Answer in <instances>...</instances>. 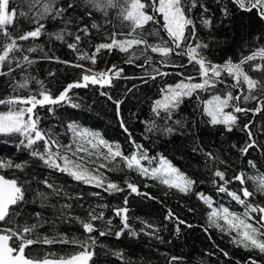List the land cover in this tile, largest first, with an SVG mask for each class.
<instances>
[{"label": "trees", "instance_id": "obj_1", "mask_svg": "<svg viewBox=\"0 0 264 264\" xmlns=\"http://www.w3.org/2000/svg\"><path fill=\"white\" fill-rule=\"evenodd\" d=\"M44 3L48 0H42L30 10L29 0H9V13L12 10L17 13L14 23L7 27L12 37L35 29V18ZM69 3L73 7L68 8ZM184 3L186 15L195 26V37L188 43L206 45L199 52L212 64L224 65L229 60L238 63L242 57L264 47V19L255 9H240L233 0H196V7H191V0ZM113 4L115 7L101 10L89 0H56L54 7L65 9L63 15L53 19L49 14L39 21L44 28L38 38L18 41L21 51L12 54L13 71L0 75V99L32 95L39 98L42 91L56 97L69 83L80 80L85 69L107 72L115 65L116 70L122 71L119 77L112 74L110 86L90 85L71 90L72 103L79 107L69 103L37 106L34 112L39 117V129L50 133L61 145H68L74 141L68 125L75 124L98 132L111 144H119L125 155L133 152L134 141L143 146L149 157L157 158L151 167H155L162 156L195 181L194 185L189 192H180L125 168L117 158L100 172L106 177V183L114 182L124 190L109 192L105 190L106 184L100 187L75 180L67 172L33 157V149L18 147L22 137L0 134V160L25 164L22 170L0 169V174L17 179L24 188V200L13 209L16 214L0 222V228L17 231L33 228L25 234L34 241L25 249V255L35 260L78 253L83 248L79 243H72L77 241L87 243L93 253L88 264H250V261L264 264V253L234 243L235 232L230 235L211 227L208 219L212 208L221 206L237 214L245 212V205L233 200L227 192L218 191L224 181L215 175L216 171L223 172L225 180L230 181L224 185L228 191L237 192L243 198L241 188L246 187L253 193L246 198L247 204L264 207V193L257 191L258 180L264 179V59L258 57L243 65L244 71L257 82L253 90L249 91L243 82L235 87L233 78L222 74L215 88L185 97L170 119L164 113L156 116L152 109L154 101L161 97V89L189 76L199 82V66L189 63L183 55L172 54L165 61L161 54L151 52L143 44L127 52L118 48L96 52L99 45L111 43L113 38L126 39L130 30L129 22L121 16L123 0H113ZM148 11L152 13L150 8ZM204 20H209L210 24H204ZM187 31H191V26ZM58 33L62 39H56ZM77 35L79 41L75 39ZM138 35L149 45L168 39L162 23L149 22ZM7 42L8 38L0 35V43ZM73 43L76 49L68 47ZM82 55H95L96 62L81 59ZM25 56L32 63L25 62ZM17 62L20 67L16 66ZM75 65H83V68ZM155 70L168 75H156ZM0 71L7 73V65ZM21 84L26 86L20 87ZM228 91L240 99L232 101L225 111H233L235 107L244 109L233 112L237 121L231 130L223 124H212L203 112L205 100L213 95L223 96ZM101 92L110 95L112 100ZM245 96L254 98L244 99ZM114 100L122 101L119 115ZM7 108L0 105V111ZM258 108L261 110L256 111ZM248 144L253 146L246 153L242 152ZM34 147L43 150L42 142ZM99 163L104 161L98 160L96 165L88 164V167L95 168ZM143 163L148 166L147 161ZM240 173L245 177L243 185L233 179ZM45 181L54 186L55 194ZM128 182L136 184L140 192L148 196L131 193ZM197 194L210 198L211 207ZM120 208H127L129 228L117 236L116 232L123 226L122 216L115 214ZM90 212L104 215L103 220L93 222L96 231L91 234L84 231L81 223L89 219ZM169 212L171 218H168ZM251 215L259 219V212ZM109 220L111 225L107 223ZM100 232L106 234L102 236ZM89 236L95 239L94 244ZM45 238L57 242L46 244ZM62 238L69 242H59ZM11 243L14 247L19 245L18 240Z\"/></svg>", "mask_w": 264, "mask_h": 264}, {"label": "snow or ice", "instance_id": "obj_2", "mask_svg": "<svg viewBox=\"0 0 264 264\" xmlns=\"http://www.w3.org/2000/svg\"><path fill=\"white\" fill-rule=\"evenodd\" d=\"M42 0H29V8L34 9ZM89 2L101 10H105L108 7H115L113 0H89ZM240 9L246 11H252L255 9L258 15L264 19V0H233ZM56 0H48V3L43 4V10L39 11L36 16V27L32 31H28L19 37H12L7 31V27L14 23L17 13L12 10L8 11L9 0H0V35H4L8 38L7 43H0V68L5 65L8 67V72L0 71V75L10 74L13 69L12 54L21 51V46L18 41L28 40L30 38H38L44 25L39 21L44 19L49 14L53 19L63 15L65 9L55 8ZM123 7L121 8L122 19L129 22V32L127 38L123 40L112 39L111 43L101 44L96 48V52L101 49L118 48L122 52H127L134 46L141 44L145 45V48H150L151 52L159 53L167 60L172 54L183 55L188 58L189 63H195L199 66V82H195L194 77H187L176 82L173 85H166L161 89V97L154 101L153 112L156 116H161V113L165 114V117L170 119L172 113L179 107L180 103L185 97H193L194 94L199 91H207L210 88H215L219 78L222 74L232 77L235 81V87H239L241 83L247 85L249 91L257 87V82L254 81L243 69V65L249 61H254L258 57L264 59V47L259 48L252 54L242 57L238 63H233L231 60L227 61L224 65H215L207 61L199 52V49L206 47V45L197 44L193 46L188 43L190 38L195 37V26L192 19L186 15L184 0H148L147 3L142 0H123ZM73 7L71 3L68 4V8ZM191 7H196V0H191ZM152 10L149 14L148 9ZM190 11V8H189ZM25 15V13H20ZM227 15V10H225ZM159 17V19H158ZM149 22L153 24H161L163 30L166 32L168 39L162 40L161 43L156 45H149L147 41L138 35V33ZM204 24H210L209 20H204ZM191 26V31H187ZM95 27V25H93ZM87 32V29H84ZM61 34H56V39H62ZM77 41L80 40V36L75 37ZM69 48L76 49V44H69ZM179 50V51H177ZM28 51H35V49H28ZM27 63H32L27 56L23 57ZM81 59L91 60L95 63V55L88 56L82 55ZM162 61V62H165ZM129 63L132 61L129 60ZM149 61L146 59L145 63ZM20 67L19 62L16 64ZM76 67L83 68V65H75ZM143 67V65H140ZM257 68L260 66L257 65ZM122 70H116V66L113 65L107 72H92L89 69H85L80 80L73 83H69L63 91L56 97H53L47 91L39 93V98L36 95L28 97H12L7 100L0 99V105L8 106L6 111H0V134L3 135H18L22 137L19 141V145L33 149L31 155L38 157L51 167L57 168L60 171L67 172L75 180L82 181L86 184H96L100 187H105L109 192H121L124 189L120 188L118 184L114 182H107L106 177L100 172L101 168H109V164L119 158L125 168L136 171L141 176L149 177L153 180H158L160 183L166 185L169 188H175L180 192L187 193L191 190L195 181L186 177L183 173L174 167L170 161L164 157L158 158V163L155 167H151V164L156 157H149L147 151L143 149L142 145L134 144V150L130 155H125L119 144H111L101 137L98 132H93L89 129L80 128L75 124H69L68 128L73 133L74 141L68 145H61L58 140L53 139L50 133L41 131L38 127L39 117L35 114L34 110L37 106H53L61 103H69L72 107H79L78 104L72 103L69 93L74 88H88L90 85H98L101 88L110 86L112 83V74L119 77ZM156 71V75L164 76L168 73ZM155 79V76L151 77ZM26 84H21L20 87H25ZM101 95H108L105 92H101ZM254 97L245 96L244 99ZM108 99L112 100V97L108 95ZM240 96H233L231 91L222 95H213L209 99L203 102V112L210 117L212 124H223L227 126L228 130H231L232 126L237 121V116L233 112H241L244 109L235 107L233 111L226 112L225 109L231 106L232 101L239 100ZM117 107V114L119 115V106L122 101H113ZM261 109H256L260 111ZM176 123H179L177 121ZM123 127V121H121ZM127 131V129H124ZM171 131V129H168ZM251 135V133H249ZM42 142V151H38L34 146ZM55 146V151H53ZM253 144H248L242 152H247ZM102 149H106L103 151ZM210 155V154H209ZM98 160H103L104 163H99L95 168H89L88 164L96 165ZM62 161V163H61ZM143 161L148 162V166H145ZM251 164L252 162L249 161ZM25 164H14L11 160H0V169H18L22 170ZM114 170V169H109ZM215 175L224 181V184L218 188L219 192H227L233 200L245 205V212L243 214H237L231 212L229 208L221 206L220 208H212V211L208 215V219L211 227L219 228L221 231H227L230 235L235 232L233 236V242L238 245H242L248 249H258L261 253H264V207L252 206L247 204L246 198L253 195L246 187L241 188V195L237 192L228 191L224 186L230 183L225 180V175L221 171H216ZM233 179L239 181L242 185L245 183V177L243 173L233 177ZM47 187L56 193V189L52 184H48L45 181ZM127 188L131 193L137 195L148 196L147 193H141L139 187L131 182L127 183ZM257 191L264 193V179L258 180ZM205 203L211 207L210 198L203 196V194H197ZM24 200V188L23 185L18 183L17 179H8L3 175H0V222H6L14 213L13 209L20 202ZM127 203V200H125ZM70 207V206H69ZM259 212L261 215L259 219H256L251 214ZM117 216H122L123 226L116 235L119 236L124 229L129 228L127 219V208H120L115 210ZM39 215V214H37ZM172 214L169 212V217ZM103 212L95 214L89 213V219L87 221H81L82 227L86 233H93L96 231L94 221L103 220ZM222 221V223H221ZM250 221H255L252 223ZM108 225H111L109 220ZM179 223H184L180 221ZM35 227V226H33ZM33 228L24 227L22 230L17 231L12 228H0V264H88L92 256V252L89 251V245L84 242L72 241V243H79L83 248L82 251L70 255L68 257H61L59 259L41 260L29 259L25 255V249L32 245L34 241L27 239V233L31 232ZM179 230V229H177ZM105 232H100V235H105ZM135 235V233H133ZM14 240L19 241L18 247H14L11 243ZM89 240L92 244L95 243V239L89 236ZM44 243L51 244L57 241L53 239L45 238ZM59 242L68 243L69 241L62 238ZM226 255V253H225ZM177 259V258H173ZM250 264H256L255 261H250Z\"/></svg>", "mask_w": 264, "mask_h": 264}, {"label": "water", "instance_id": "obj_3", "mask_svg": "<svg viewBox=\"0 0 264 264\" xmlns=\"http://www.w3.org/2000/svg\"><path fill=\"white\" fill-rule=\"evenodd\" d=\"M0 175H2V174H0ZM7 178V177H6ZM8 179H10V178H8ZM259 207H261V206H259ZM260 213H259V217H260ZM27 258H29V257H27ZM29 259H32V258H29ZM56 259H59V258H56ZM35 260V259H34ZM42 261V260H41Z\"/></svg>", "mask_w": 264, "mask_h": 264}]
</instances>
